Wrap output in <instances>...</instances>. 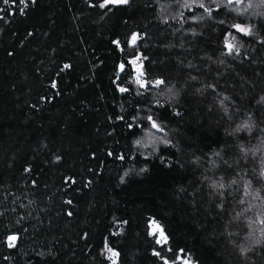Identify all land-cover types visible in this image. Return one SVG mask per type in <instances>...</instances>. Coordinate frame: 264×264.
<instances>
[{"label": "trees", "instance_id": "obj_1", "mask_svg": "<svg viewBox=\"0 0 264 264\" xmlns=\"http://www.w3.org/2000/svg\"><path fill=\"white\" fill-rule=\"evenodd\" d=\"M101 2L0 12V264H163L153 220L170 264L168 248L200 264H264V4L193 21L203 10L185 0ZM229 32L238 55L226 54Z\"/></svg>", "mask_w": 264, "mask_h": 264}, {"label": "snow or ice", "instance_id": "obj_2", "mask_svg": "<svg viewBox=\"0 0 264 264\" xmlns=\"http://www.w3.org/2000/svg\"><path fill=\"white\" fill-rule=\"evenodd\" d=\"M12 3H15V0H11ZM31 2L34 4L36 3V0H31ZM132 2V0H102V2L99 4V7L101 9H107V11H111L112 9L110 7H108L109 5L112 6H118V5H130ZM243 0H226V4H224V0H185V2L183 3L182 7H187L189 9V11H193V6H195V8H199L202 9L203 12L196 14L194 13L192 16V20L196 21V20H200L203 21L206 19L205 17V13L207 14V18L209 19H214V14L219 15V11L221 10L222 5L227 6V5H233V4H242ZM4 4H9L10 0H3ZM261 3L264 4V0H261ZM19 4L23 5L24 7L20 8V13L23 15L24 14V9L28 6V4L26 3V0H19ZM215 4L216 7H212L211 5ZM248 7H252V4L249 3ZM4 11V9H0V12ZM245 11H247V9H245ZM183 17V13L180 14ZM255 15H260V13H255ZM103 18V17H101ZM0 19H3V17H0ZM187 19V18H185ZM220 24H223L224 21L221 20L219 21ZM233 29H235V31L237 33L242 34L243 36H252L254 35V28L253 26H243L239 23L237 24H233L231 26ZM193 34L195 35V30L193 29ZM29 35H31V33H29ZM228 37H231V39H229ZM141 37L139 36V34L137 33H132L130 40L128 41L129 46L130 47H134L137 45V41L140 39ZM237 41V37L235 35H233L231 32L226 34L225 37V41H224V48L226 49V54L227 55H232L233 53H236L237 55L240 53V45L236 42ZM258 43L264 45V39H261L259 41H257ZM113 43L117 44L119 46V44L121 43L120 41H113ZM147 57H141L140 55L135 56V58L131 61H129L132 64H136L137 61H141V71H140V77H143L145 75V73L142 70V60H146ZM221 63H223V61H221ZM71 65L69 64H64L63 65V69H68L70 68ZM121 70H124L125 65L121 64L120 65ZM62 69V70H63ZM140 77L137 78V84L139 85L140 88L143 89H147L148 88V82L143 81L140 79ZM193 80L196 79L195 76L192 77ZM165 81L164 80H160L157 79L153 84L152 87H159L160 85L164 84ZM52 87H56V83L55 81L52 84ZM210 87H214V86H210ZM119 91L121 93L127 92L128 89L124 88V87H120ZM169 92H172V89H169ZM225 100L228 99L227 97L224 98ZM261 100H264V97H261ZM221 103H223V101H221ZM176 115H181V113L177 112ZM122 119V117H121ZM147 120L150 122L151 124V129L155 130L156 132H161L163 131V128L161 127L160 124H158L156 122V120L153 118L152 115L147 116ZM132 125H129V128H131ZM147 135L151 136L153 135V133L151 131L146 133ZM165 143H168V138L167 135H165L163 138ZM142 141L137 140L136 144H141ZM109 155H113V153H109ZM215 155H219V153L217 152ZM120 159H123L124 157H119ZM57 160L60 159L59 156L56 157ZM25 172L30 171V169L25 168L24 170ZM125 176H127V173H125ZM121 182H124V177H121ZM91 183V182H89ZM233 184L236 183V180L232 181ZM86 187L88 185H85ZM219 187V188H224L225 185L223 183H219L218 185L213 183L212 187ZM251 185L249 184V187ZM247 194V193H246ZM67 203H71V201H67ZM241 203H243V201H241ZM217 207H222V205H217ZM69 215H71V213H68ZM152 224L154 225L153 228V232L150 233L151 235H155L156 230H159V236L155 238V243L157 245H161V251H157V250H153V255L156 257H159L162 261L163 264H170V259L165 257L163 254V246L168 245L169 243V237L165 234V230L155 221H152ZM18 240V236L16 234H12L9 235L7 237V241H8V247L9 248H14L16 247V241ZM107 251L112 253V256H117L118 253L114 252L111 248H108L107 244L105 245ZM167 251L169 252H173L175 259L171 261V264H175L176 260H179L181 262V264H200L198 259L193 260L191 258V254L184 248L179 249V252L176 253L172 248H168ZM181 254H184L183 256ZM109 259H112V257H109ZM112 264H116L115 260H112Z\"/></svg>", "mask_w": 264, "mask_h": 264}, {"label": "rangeland", "instance_id": "obj_3", "mask_svg": "<svg viewBox=\"0 0 264 264\" xmlns=\"http://www.w3.org/2000/svg\"><path fill=\"white\" fill-rule=\"evenodd\" d=\"M135 67H136V65H135ZM135 71H136V74H137V77L136 78L140 77V71H139V69L136 68ZM140 79L143 80V81H145L144 80V77H140ZM136 81H137V79H136ZM149 140H150V138H149ZM141 144L143 146H147L149 143H148V141H146V142H142ZM153 228H154V225L152 224V221H151L148 224V229H149V232L150 233L153 232ZM152 236H154V238L158 237L159 236V230H156L155 235H152Z\"/></svg>", "mask_w": 264, "mask_h": 264}, {"label": "built area", "instance_id": "obj_4", "mask_svg": "<svg viewBox=\"0 0 264 264\" xmlns=\"http://www.w3.org/2000/svg\"><path fill=\"white\" fill-rule=\"evenodd\" d=\"M27 1L28 0H26V2ZM16 5H21V4H19V0H15V3H12L11 0H10L9 4H4L3 0H0V9H11V8H13Z\"/></svg>", "mask_w": 264, "mask_h": 264}, {"label": "bare ground", "instance_id": "obj_5", "mask_svg": "<svg viewBox=\"0 0 264 264\" xmlns=\"http://www.w3.org/2000/svg\"><path fill=\"white\" fill-rule=\"evenodd\" d=\"M122 70H121V68H120V72H121Z\"/></svg>", "mask_w": 264, "mask_h": 264}, {"label": "water", "instance_id": "obj_6", "mask_svg": "<svg viewBox=\"0 0 264 264\" xmlns=\"http://www.w3.org/2000/svg\"><path fill=\"white\" fill-rule=\"evenodd\" d=\"M119 73H120V71H119Z\"/></svg>", "mask_w": 264, "mask_h": 264}]
</instances>
